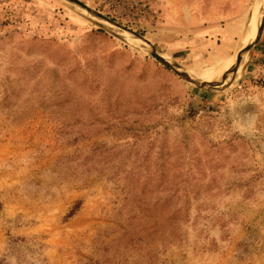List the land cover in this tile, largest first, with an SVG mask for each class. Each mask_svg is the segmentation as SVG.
Wrapping results in <instances>:
<instances>
[{
	"label": "rangeland",
	"instance_id": "374dc122",
	"mask_svg": "<svg viewBox=\"0 0 264 264\" xmlns=\"http://www.w3.org/2000/svg\"><path fill=\"white\" fill-rule=\"evenodd\" d=\"M81 1L193 77L264 13ZM152 52L66 0H0V264H264V27L223 88Z\"/></svg>",
	"mask_w": 264,
	"mask_h": 264
},
{
	"label": "bare ground",
	"instance_id": "6f19581e",
	"mask_svg": "<svg viewBox=\"0 0 264 264\" xmlns=\"http://www.w3.org/2000/svg\"><path fill=\"white\" fill-rule=\"evenodd\" d=\"M263 2L264 0H257V4L254 6L251 12L249 24L254 16L257 17L258 13L260 12L261 7L263 6ZM263 16H264V13L262 14V16L258 17L257 19V27H256L255 33L250 34V35H249L250 33L249 31L246 33L241 43V46H242L241 50L238 53H235L234 56L231 55L232 57L229 60H225L217 65L209 66L207 68L192 70L194 77L188 72L187 73L202 83H206V84L216 83V84H221L222 86H228L229 85L228 82L236 80L240 72L242 71V67L244 66L247 60V52H248L249 46L251 45V43L253 42V40L255 39L257 35V32L262 24ZM248 35H249V39L246 45L243 46ZM219 81H222V82L217 83Z\"/></svg>",
	"mask_w": 264,
	"mask_h": 264
},
{
	"label": "water",
	"instance_id": "95a60500",
	"mask_svg": "<svg viewBox=\"0 0 264 264\" xmlns=\"http://www.w3.org/2000/svg\"><path fill=\"white\" fill-rule=\"evenodd\" d=\"M66 1L78 6L82 10L86 11L88 14L93 16L96 20L104 22V23H106V24H108V25H110L112 27H115L118 30L122 31L123 33L129 34L130 36L134 37L136 40H139V41L151 46V48H153V52L151 54H152V56L154 58H156L160 63H162V64L166 65L167 67L171 68L172 70H174L179 76L185 78L187 81L192 82V83L196 84L199 87L205 88L207 86V84L199 82L198 80L193 78L191 75L187 74L185 71H181V70L177 69L176 66L172 65L165 58V56L160 54L156 50V48L152 45V43L147 38H145L143 35H141L140 33L136 32L135 30H133V29H131L129 27H126L125 25H122V24L118 23L117 21L111 19L107 15H105V14H103V13H101V12H99V11L93 9V8H91L85 2H83L81 0H66ZM263 27H264V16H263L262 24H261V26H260V28H259V30L257 32V35H256L255 39L253 40V42L251 43V45L249 46L248 51L251 49V47L254 45V43H256V41L259 39V37L261 35V32L263 30ZM244 66H245V64H244ZM244 66H243V69H244ZM208 86H209V88H223V87H225V86H222L221 84H208Z\"/></svg>",
	"mask_w": 264,
	"mask_h": 264
},
{
	"label": "crops",
	"instance_id": "0c3cea01",
	"mask_svg": "<svg viewBox=\"0 0 264 264\" xmlns=\"http://www.w3.org/2000/svg\"><path fill=\"white\" fill-rule=\"evenodd\" d=\"M211 23H213V22H211ZM218 33H219V32H218ZM228 33H229V32H228ZM229 34H230V33H229ZM225 35H226V34H225ZM225 35H224V36H225ZM226 36L228 37V35H226ZM226 36H225L224 38H226Z\"/></svg>",
	"mask_w": 264,
	"mask_h": 264
}]
</instances>
